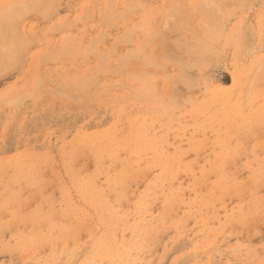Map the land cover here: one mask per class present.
Returning <instances> with one entry per match:
<instances>
[{"label":"rangeland","instance_id":"obj_1","mask_svg":"<svg viewBox=\"0 0 264 264\" xmlns=\"http://www.w3.org/2000/svg\"><path fill=\"white\" fill-rule=\"evenodd\" d=\"M24 1L0 27L13 69L38 14L0 93V264H264V10L202 0L188 42L145 0L92 4L90 27Z\"/></svg>","mask_w":264,"mask_h":264},{"label":"crops","instance_id":"obj_2","mask_svg":"<svg viewBox=\"0 0 264 264\" xmlns=\"http://www.w3.org/2000/svg\"><path fill=\"white\" fill-rule=\"evenodd\" d=\"M145 2L147 20L154 32H164L166 34L168 26L166 25L167 21H165V18L176 12H178L176 15L179 18L174 21L177 25H172L171 21L169 24L171 37L176 35L174 31H171L173 27L174 29H180L177 31L178 34L176 36H179L181 40L185 39L188 42H191L195 35L200 32L202 21H200L201 19L198 11L203 4L202 0H145ZM220 2H223L222 4L230 5V8L232 9H234L232 6L236 4L235 0H222L219 1V3ZM246 2L247 7H245V9L250 11L264 10V0H247ZM106 3L107 0H65L64 5H61V10H63L62 12L64 14H68L67 16L65 15L66 17L73 19L78 15L77 12L82 11L85 18L88 20L86 26L90 27L91 12L96 11L95 8L92 9V4H99V11H105L106 6H101V4ZM24 4L27 3L23 0H0V27H7V25L1 21V18H4V16H6L12 9H17L20 6H24ZM99 15L101 16L100 12ZM22 21L23 22L20 25V33H22L23 36L22 53L19 55V60L16 65H13V69L10 55L7 54L5 50L0 53V59L2 58V63L0 62V71H3L6 68L5 71L0 73V93L9 90L13 84L18 82L17 79L19 80V78L26 74L25 62L27 58L34 57L38 51V14H30ZM105 23L106 22L100 18L98 25L101 26ZM99 28L98 33H93L90 29H87L86 35L91 36L92 34H95L96 36L103 34V30H101V27ZM8 42V39H4V45ZM189 44L187 47L190 46Z\"/></svg>","mask_w":264,"mask_h":264},{"label":"bare ground","instance_id":"obj_3","mask_svg":"<svg viewBox=\"0 0 264 264\" xmlns=\"http://www.w3.org/2000/svg\"><path fill=\"white\" fill-rule=\"evenodd\" d=\"M24 1V0H23ZM32 1V0H31ZM138 1V0H137ZM140 1H142V0H139V2ZM214 1H221V0H214ZM238 1V0H237ZM244 1V0H243ZM247 0H245V2H246ZM136 2V1H135ZM241 2V1H240ZM239 2V3H240ZM23 3V2H22ZM43 3H45V2H43ZM221 4L223 3V2H220ZM247 3V2H246ZM36 4V3H35ZM55 4V3H54ZM237 4H238V2H237ZM220 7H222V6H219V8ZM223 8V7H222ZM221 8V9H222ZM214 9H216V8H214ZM214 9L212 10L213 12H217V11H214ZM116 12V11H115ZM212 14H214V13H212ZM227 14V13H226ZM112 16V15H111ZM114 16V15H113ZM214 16V15H213ZM233 16V15H232ZM219 17H220V15H219ZM213 17H211V19H212ZM208 19V18H207ZM219 19V18H218ZM225 20V19H224ZM107 24V23H106ZM210 26V25H209ZM218 27V26H217ZM225 28H226V25H225ZM210 32V31H209ZM212 32V31H211ZM216 33V32H215ZM219 33V32H218ZM208 38V37H207ZM95 40H97V39H95ZM95 40H94V42H95ZM174 40V39H173ZM179 40V39H178ZM194 40H196V38L194 39ZM199 41V40H198ZM179 42H181V40L179 41ZM201 43H202V41H200ZM213 42V41H212ZM215 42V41H214ZM166 43V42H165ZM198 43V42H197ZM179 45V44H178ZM180 45H181V43H180ZM191 46V45H190ZM96 48V47H95ZM193 48V47H192ZM195 48V47H194ZM197 48H199V47H197ZM207 48V47H206ZM196 50V49H195ZM95 51V50H94ZM187 51V50H186ZM198 51V50H197ZM201 51V50H200ZM194 52V51H193ZM187 53V52H186ZM177 62V61H176ZM181 64V63H180ZM185 65V64H184ZM102 66V65H101ZM101 68V67H100ZM6 70V68L3 70V71H5ZM100 70V69H99ZM3 71H0V73H2ZM103 71V70H102ZM92 75H93V72H92ZM179 75V74H178ZM182 76V75H181ZM130 79H132L131 77H130ZM189 81V80H188ZM55 82V81H54ZM78 84V83H77ZM83 84V83H82ZM92 84V83H91ZM80 90V89H79ZM85 92V91H84ZM29 94V93H28ZM100 94V93H99ZM87 95V94H86ZM75 97V96H74ZM86 97V96H85ZM14 99V98H13ZM6 103V102H5ZM194 184V183H193ZM253 197V196H252ZM195 199V198H194ZM176 201V200H175ZM208 206V205H207ZM206 206V207H207ZM62 207V206H61ZM258 214V213H257ZM173 222V221H172ZM184 223V222H183ZM186 223V222H185ZM174 226V225H173ZM202 227V226H201ZM182 230V229H181ZM204 235V234H203ZM57 237V236H56ZM54 238V237H53ZM190 243V242H189ZM148 248V247H147ZM253 250V249H252ZM254 253V252H253ZM253 253H251V254H253ZM191 254H193V252L191 253ZM227 254V253H226ZM222 256V255H221ZM216 261V260H215ZM247 261V260H246ZM214 264V263H213Z\"/></svg>","mask_w":264,"mask_h":264}]
</instances>
